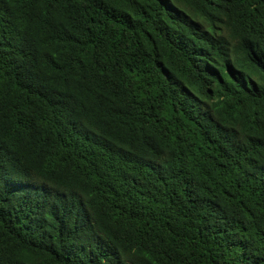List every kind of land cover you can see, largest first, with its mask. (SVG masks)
Instances as JSON below:
<instances>
[{
	"label": "trees",
	"instance_id": "1",
	"mask_svg": "<svg viewBox=\"0 0 264 264\" xmlns=\"http://www.w3.org/2000/svg\"><path fill=\"white\" fill-rule=\"evenodd\" d=\"M0 264H264V0H0Z\"/></svg>",
	"mask_w": 264,
	"mask_h": 264
}]
</instances>
